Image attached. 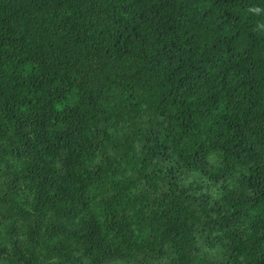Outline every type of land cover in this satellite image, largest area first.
<instances>
[{
  "label": "trees",
  "instance_id": "1",
  "mask_svg": "<svg viewBox=\"0 0 264 264\" xmlns=\"http://www.w3.org/2000/svg\"><path fill=\"white\" fill-rule=\"evenodd\" d=\"M0 264H264V0H0Z\"/></svg>",
  "mask_w": 264,
  "mask_h": 264
}]
</instances>
